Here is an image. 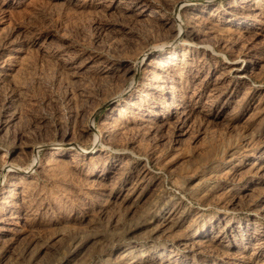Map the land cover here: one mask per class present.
I'll return each instance as SVG.
<instances>
[{"label":"rangeland","instance_id":"374dc122","mask_svg":"<svg viewBox=\"0 0 264 264\" xmlns=\"http://www.w3.org/2000/svg\"><path fill=\"white\" fill-rule=\"evenodd\" d=\"M0 264H264V0H0Z\"/></svg>","mask_w":264,"mask_h":264},{"label":"bare ground","instance_id":"6f19581e","mask_svg":"<svg viewBox=\"0 0 264 264\" xmlns=\"http://www.w3.org/2000/svg\"><path fill=\"white\" fill-rule=\"evenodd\" d=\"M97 137V136H96ZM98 141V140H97ZM68 144H70V143H68ZM9 165V164H8ZM8 167V166H7ZM11 167V166H10Z\"/></svg>","mask_w":264,"mask_h":264}]
</instances>
